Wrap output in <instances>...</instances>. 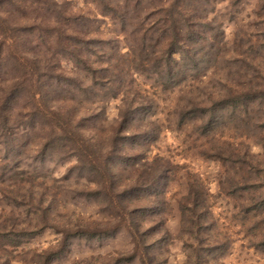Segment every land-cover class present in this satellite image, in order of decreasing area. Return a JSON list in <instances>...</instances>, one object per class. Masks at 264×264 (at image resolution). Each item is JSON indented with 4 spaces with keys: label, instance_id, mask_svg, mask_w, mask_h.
<instances>
[{
    "label": "rangeland",
    "instance_id": "1",
    "mask_svg": "<svg viewBox=\"0 0 264 264\" xmlns=\"http://www.w3.org/2000/svg\"><path fill=\"white\" fill-rule=\"evenodd\" d=\"M57 1L67 2L68 13L89 15L78 29L107 40L82 49L80 69L12 0L0 1V20L7 10L15 18L0 22V47L11 52L8 43L18 39V45L40 48L47 58H55L59 72L71 78L73 91H52L45 104L64 110L74 103L73 119L96 110L92 123L84 121L82 130L74 129V135L80 131L95 141L79 143L82 153L77 152L67 137L54 139L58 126L40 133L18 120L15 140L0 142V264H264V97L249 105L247 124L236 111L232 119L217 114L209 133L197 119L207 120L205 113L186 112L191 107L188 85L198 87L194 92L202 99L222 89L247 87L252 67L264 69V44L259 42L264 23L255 17L257 0H204L211 22L203 33L213 30L215 36L204 50L214 42L217 55L208 50L209 57L201 59L204 51L199 50L192 62L176 52L177 64L165 63L167 35L148 45L160 37L153 31L144 40L148 46L140 47L138 33L131 26L119 32L98 14L93 0ZM17 21L28 23L30 30L18 31ZM131 45L147 55L129 67ZM104 51L123 67L112 88L100 76L98 86H92L86 72L91 60L103 66L99 58ZM143 61L149 65L142 66ZM168 67L181 73L177 81L184 80L163 84L165 75L155 72ZM124 95L141 104L119 131ZM16 109L12 115L26 111L22 105ZM218 113L225 116L227 110ZM230 144L235 152L247 146L253 157L217 154L218 146ZM105 163L109 171L103 172Z\"/></svg>",
    "mask_w": 264,
    "mask_h": 264
},
{
    "label": "trees",
    "instance_id": "2",
    "mask_svg": "<svg viewBox=\"0 0 264 264\" xmlns=\"http://www.w3.org/2000/svg\"><path fill=\"white\" fill-rule=\"evenodd\" d=\"M0 1L2 3H4L3 1H9L11 4V0ZM203 1L204 0H93L99 8L98 14L104 18H109L118 26L119 32L124 33L126 28L131 26V29L138 33L140 40L138 45L140 47L148 46L153 41L158 42L161 37L167 35L168 39L165 43L166 45L164 44L166 46V56L164 55L166 57L165 63L173 64H177L179 59L184 60L186 57H189L191 61L194 62L197 59L196 54H198L199 50L204 51L200 56L201 59L209 57L208 50L212 51L215 49L214 55H217L218 47L214 48V42L208 43L207 49L204 50L206 41L215 38V36L213 35V30H211V32L208 30L209 33L207 35L203 33L205 27L211 22V20L205 16ZM142 2H145V5H141ZM14 4H16L18 10L22 8L25 13H30L32 18L30 20L32 22L40 23L42 26V34L48 38L50 42L60 46V50H63V53L68 54V61H70L75 68L78 67L80 69V66H82V64L84 65L82 62L84 58V55H82L83 48L94 46L95 43H101L100 46L107 43V40L91 37L87 31L83 32L81 29H78L89 19V15L84 13H68L67 11H69V9L66 1L12 0L11 5L13 6ZM256 7L259 8L260 11H256L255 17L261 18L263 20L261 23H264V0H257ZM39 10L45 13L46 21L40 15ZM8 12L10 11H4V13L7 14L0 20L1 23H8L9 19L15 20L14 15ZM48 13L51 14L48 16ZM93 19H95V21L98 20L97 18ZM74 25L75 27H73ZM19 27L30 30V25L28 23L20 25L19 21H17L18 31L20 30ZM153 31L155 34L159 32L160 37L157 36L149 41L148 45H144V40L151 38L146 36L148 34L151 36ZM72 35H75L80 43L74 40L75 38L72 37ZM18 41V39H15L11 41V43H8L11 52H4L0 47V130L2 132V140H0V142L7 145H9L10 142L12 143V141L15 140L14 137L17 131V126L14 124L20 125L21 123L18 120H23L24 124H28L33 130L35 129L34 131L39 132L43 130L44 127L48 128L53 125L52 130H55V126H58L60 131L58 134L55 133L53 135L54 139H56L58 135L62 137L65 136L72 144L76 145L77 152L82 153V150L78 149V144L95 140H92V137L81 135L80 131V135H74V129L77 131L82 130L84 121L92 123L98 115L97 111L91 110L86 116L75 115L73 119V110L75 111L78 108L74 103V108L69 106L64 110L60 108L50 110L46 106V101L44 99H46L52 91H62L64 89L73 91L69 86L71 78H65V76L59 72L57 60L55 58L53 60L47 58L45 51H41L40 48L32 46L18 45ZM133 42H136V40L133 39ZM259 42L262 45L264 44V40ZM131 46V62H129V67L147 55H143L142 52L138 53L134 51L136 46ZM258 46H260V44ZM109 50L115 52V48L113 47H110ZM104 52L103 57L99 58V60L102 59L103 66H95V62L98 60H91L90 62L92 63L90 65H92V67L88 66L86 72L91 77L92 86H98L95 83L97 76H100L103 84L107 86L108 83V85L110 84V88H112L114 84H116L119 75L122 74L123 67H121L120 63L115 61L116 58L112 57V55L107 57V51ZM176 52L179 53V59L173 57ZM125 54H127V52L116 53V55ZM94 56L97 57L96 55ZM158 62L159 59H157L156 63ZM146 65L148 66L149 64L143 61L142 66ZM173 70L168 67L166 71L155 72V75H165L164 79H162L164 81L163 84L169 83V81H173V79L175 84L176 82H182L184 77L177 81L181 73L174 72ZM263 70L264 69L257 70L255 66L252 67V72L250 74L253 78L249 80L247 87H239V90H232L231 88L227 90L222 89L223 91H216V94L212 92L207 96L202 94V96L205 97H202V99H199V93L194 92V89L198 87L188 85L189 91L187 92L191 100V107H188V111L186 112L195 110L202 115L204 113L207 115V120H205L204 117L197 118L199 122H201V128L206 130L205 133H209L207 131L212 128L214 117L218 118L217 114H219V118L232 119L233 116L236 115L234 114L236 111L239 113L237 117L238 120L247 124V119L249 118V105L252 106V103L255 102L256 99L264 97ZM6 73H10L9 78L6 76ZM45 81L49 84L48 86L45 85ZM201 84L200 90L203 86ZM116 97L115 95L112 96V98ZM128 97L124 95V98L121 99L125 107L119 110V131H123L127 128L125 126L128 125L129 113L131 114L133 110L138 109V105L141 104L138 103V105H135V98ZM206 98H208V102ZM21 105L23 109L26 108L25 113H15V115H12L14 110ZM182 108L186 107L182 106ZM221 110H227L225 116H221V114L218 113L221 112ZM17 115L19 117L18 119ZM9 121L11 123H9ZM37 123L40 125L38 126ZM70 124L72 126H70ZM261 127L262 129L260 130H264V123H262ZM14 129H16V131H14ZM50 138H47L46 141H52ZM224 142L225 141H222V143ZM231 145L232 144L228 145L230 146L228 148L221 147V149L220 146L217 145V154L220 156H225L226 154L229 156H241L246 159L248 157H253V154L248 151L247 146L243 147L242 152L238 150L235 152L234 149L231 148ZM44 147H48V145L46 144ZM80 155H83L87 160L86 154H79V156ZM106 168L107 163H105V166L102 167L101 170L105 172ZM254 168L259 170L257 167ZM107 170L109 171L108 168ZM97 172L99 173V171ZM10 176L13 177L15 175L12 174ZM102 180L107 183L108 180L110 181V178L108 180L102 178ZM224 181L229 182L228 179ZM262 185H264V183H262ZM15 190L18 191L19 187H15Z\"/></svg>",
    "mask_w": 264,
    "mask_h": 264
}]
</instances>
